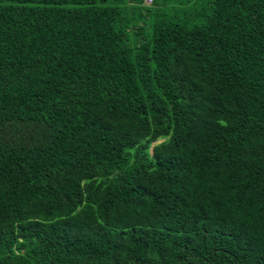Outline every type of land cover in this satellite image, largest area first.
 I'll use <instances>...</instances> for the list:
<instances>
[{"label":"trees","instance_id":"obj_1","mask_svg":"<svg viewBox=\"0 0 264 264\" xmlns=\"http://www.w3.org/2000/svg\"><path fill=\"white\" fill-rule=\"evenodd\" d=\"M0 264H264V0H0Z\"/></svg>","mask_w":264,"mask_h":264},{"label":"built area","instance_id":"obj_2","mask_svg":"<svg viewBox=\"0 0 264 264\" xmlns=\"http://www.w3.org/2000/svg\"><path fill=\"white\" fill-rule=\"evenodd\" d=\"M149 1V3H152V0H148Z\"/></svg>","mask_w":264,"mask_h":264},{"label":"rangeland","instance_id":"obj_3","mask_svg":"<svg viewBox=\"0 0 264 264\" xmlns=\"http://www.w3.org/2000/svg\"><path fill=\"white\" fill-rule=\"evenodd\" d=\"M206 1H209V0H206Z\"/></svg>","mask_w":264,"mask_h":264}]
</instances>
